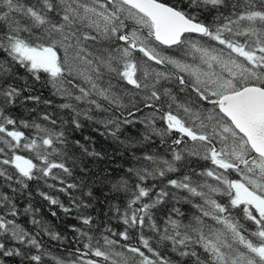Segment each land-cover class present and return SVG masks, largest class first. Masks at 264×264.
<instances>
[{
	"label": "snow or ice",
	"instance_id": "6c2138e0",
	"mask_svg": "<svg viewBox=\"0 0 264 264\" xmlns=\"http://www.w3.org/2000/svg\"><path fill=\"white\" fill-rule=\"evenodd\" d=\"M0 264H264V0H0Z\"/></svg>",
	"mask_w": 264,
	"mask_h": 264
},
{
	"label": "trees",
	"instance_id": "16d2710c",
	"mask_svg": "<svg viewBox=\"0 0 264 264\" xmlns=\"http://www.w3.org/2000/svg\"><path fill=\"white\" fill-rule=\"evenodd\" d=\"M22 71L23 70H21V72ZM42 91H43V95L45 97H47L48 96V92L46 90H42ZM17 111H18V113L20 112V110H17ZM24 115H27V114L24 113ZM87 134H88V131L85 132V135H87ZM105 147L108 148L109 152L111 153V145L105 144ZM112 164H113V166L125 165L126 164V160H125L124 157L116 155V156L113 157ZM60 198L64 199V197L62 195H61ZM34 204L37 207H40L42 209V212H43V215L45 216V218L47 220H49L53 225L57 226L58 230H62L63 229L64 225L61 224V222L57 218L51 217V215L49 214L46 202L37 199V200L34 201ZM59 215H62V214L58 212V216Z\"/></svg>",
	"mask_w": 264,
	"mask_h": 264
}]
</instances>
